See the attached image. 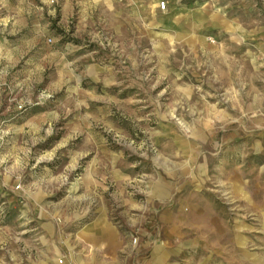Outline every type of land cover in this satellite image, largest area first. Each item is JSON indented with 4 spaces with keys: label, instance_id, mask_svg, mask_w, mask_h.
<instances>
[{
    "label": "rangeland",
    "instance_id": "obj_1",
    "mask_svg": "<svg viewBox=\"0 0 264 264\" xmlns=\"http://www.w3.org/2000/svg\"><path fill=\"white\" fill-rule=\"evenodd\" d=\"M0 264H264V0H0Z\"/></svg>",
    "mask_w": 264,
    "mask_h": 264
},
{
    "label": "crops",
    "instance_id": "obj_2",
    "mask_svg": "<svg viewBox=\"0 0 264 264\" xmlns=\"http://www.w3.org/2000/svg\"><path fill=\"white\" fill-rule=\"evenodd\" d=\"M100 227V226H99ZM99 227L96 229V230H99ZM94 232V231H93ZM82 235H84V236H88L89 234H91L92 232H89V233H82V230H81V232H80ZM56 254V256H58L59 254H58V252H56L55 253ZM55 260V259H54ZM159 262V261H158Z\"/></svg>",
    "mask_w": 264,
    "mask_h": 264
},
{
    "label": "built area",
    "instance_id": "obj_3",
    "mask_svg": "<svg viewBox=\"0 0 264 264\" xmlns=\"http://www.w3.org/2000/svg\"><path fill=\"white\" fill-rule=\"evenodd\" d=\"M159 8H160V9H164V8H165V2H164V1H161V2L159 3Z\"/></svg>",
    "mask_w": 264,
    "mask_h": 264
},
{
    "label": "bare ground",
    "instance_id": "obj_4",
    "mask_svg": "<svg viewBox=\"0 0 264 264\" xmlns=\"http://www.w3.org/2000/svg\"><path fill=\"white\" fill-rule=\"evenodd\" d=\"M160 260H161V258H160V257H158V258H157V261H160Z\"/></svg>",
    "mask_w": 264,
    "mask_h": 264
}]
</instances>
